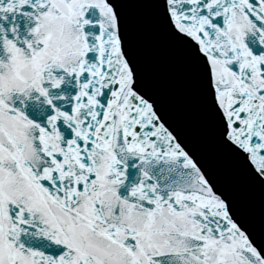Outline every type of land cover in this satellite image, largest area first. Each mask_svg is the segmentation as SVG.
<instances>
[{
    "label": "snow or ice",
    "instance_id": "6c2138e0",
    "mask_svg": "<svg viewBox=\"0 0 264 264\" xmlns=\"http://www.w3.org/2000/svg\"><path fill=\"white\" fill-rule=\"evenodd\" d=\"M130 5L264 178V0H0V264H264L144 86Z\"/></svg>",
    "mask_w": 264,
    "mask_h": 264
}]
</instances>
